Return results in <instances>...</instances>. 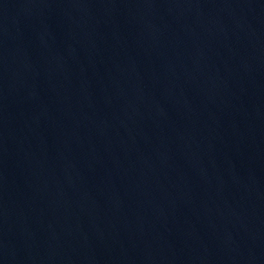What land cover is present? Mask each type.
<instances>
[{"label":"water","instance_id":"1","mask_svg":"<svg viewBox=\"0 0 264 264\" xmlns=\"http://www.w3.org/2000/svg\"><path fill=\"white\" fill-rule=\"evenodd\" d=\"M0 264H264V0H0Z\"/></svg>","mask_w":264,"mask_h":264}]
</instances>
